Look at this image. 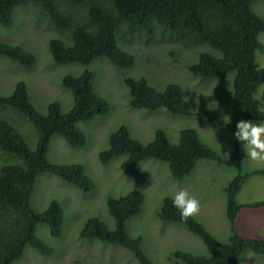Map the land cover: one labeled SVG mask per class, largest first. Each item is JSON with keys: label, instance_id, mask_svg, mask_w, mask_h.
Returning a JSON list of instances; mask_svg holds the SVG:
<instances>
[{"label": "trees", "instance_id": "trees-1", "mask_svg": "<svg viewBox=\"0 0 264 264\" xmlns=\"http://www.w3.org/2000/svg\"><path fill=\"white\" fill-rule=\"evenodd\" d=\"M255 0H0V25L14 24L16 9L32 3L47 16L60 31V37L48 41V50L56 64L79 63L89 65L97 57H105L119 67H129L136 58L133 42L143 45L153 38L166 44L176 39L185 46L196 48L207 45L218 50L198 54L197 60L188 64L189 72L200 80L217 78L234 72L229 120L225 127L235 141L229 156L217 152L203 142L194 128L179 131V140L172 143L165 130L158 127L153 138L143 143L131 136L126 125H120L109 135V146L99 151L98 159L104 165L111 158L125 154L120 163L129 177L139 176V164L152 158L166 162L171 175L181 179L192 173L199 160H209L220 166L241 168L243 156L239 139L234 135L240 120L264 121L254 93L264 82V66L255 65V52L262 47L258 34L264 33V17L251 8ZM81 22L75 21L76 14ZM154 41H151L153 43ZM173 51H170L172 54ZM0 55L30 67L37 55L20 44L0 39ZM176 58V57H174ZM176 60V59H175ZM94 71L84 68L78 74H67L61 85L70 92L72 105L63 111L58 101L48 103L45 113L39 112L29 98L26 83L19 80L9 94H0V107H12L27 118L37 133L34 148L25 143L21 132L12 122L0 117V152L14 161L0 164V264H13L21 259L30 247L42 256H52L54 248L37 234V226L45 224L53 237H59L63 228V209L58 200H51L43 210L31 203L36 177L48 172L82 190H90L95 183L79 163H59L48 159V149L53 134L63 137L71 147L86 143L85 132L79 124L92 121L105 114L110 104L93 85ZM131 108H164L174 114L194 115L205 122L218 123L203 112L192 110L185 101L183 88L175 82L162 89L150 85L144 77H126ZM264 175V167L236 175L223 188L225 218L230 234L227 241L217 240L195 216L181 219L171 197H164L157 218L164 222H178L205 242L214 244L209 255L187 250H175L174 258L185 264H242L245 251L264 255V237L240 234L236 218L241 207H263L264 200L247 204L237 201L236 195L248 177ZM143 194L132 189L118 197L106 199L108 212L114 219L109 228L100 218L85 219L79 237L96 238L132 251L139 264H156L143 250L142 238L130 235L126 221L137 213Z\"/></svg>", "mask_w": 264, "mask_h": 264}, {"label": "rangeland", "instance_id": "rangeland-1", "mask_svg": "<svg viewBox=\"0 0 264 264\" xmlns=\"http://www.w3.org/2000/svg\"><path fill=\"white\" fill-rule=\"evenodd\" d=\"M251 8L264 17V0L253 1ZM74 13L75 21L81 22L76 9ZM60 34L54 23L32 3L18 6L14 24L9 27L0 25V39L22 45L37 55V61L33 66L24 67L0 55V94H9L14 84L23 80L29 98L39 112L45 113L48 103L54 100L60 103L63 111H67L72 100L70 92L61 85L62 77L78 74L84 68L94 71L93 85L108 100L109 110L90 122L79 124L86 135L84 146L71 147L62 136L53 134L48 159L59 163L82 164L95 185L90 190H82L54 174H38L31 203L35 209L43 210L51 200H58L63 209L62 234L53 237L47 225L39 224L38 236L51 245L55 253L42 256L27 247L21 259L13 264H139L134 253L124 247L96 238L79 237L81 227L89 216H96L113 228L114 219L108 212L106 199L126 194L132 189L142 192L143 201L140 210L126 221V229L130 235L142 238L143 250L156 264H185L172 255L178 249L202 255L211 254L213 243L203 241L178 222L159 220L157 212L164 197H172L177 190L184 189L199 201V212L194 216L217 240L227 241L230 229L225 218L223 188L236 175L264 167V160H252L246 156L245 141H238L243 156L241 168L220 166L203 159L196 163L192 173L181 179L171 175L166 162L152 158L140 162L139 176L129 177L120 167L125 154L115 156L103 165L98 153L109 146L110 133L120 125H126L131 136L143 143L153 138L158 127L165 130L172 143L178 142L181 129L194 128L203 142L224 156H229L235 149V141L225 123L230 116L234 72L205 80L193 76L187 66L197 60L200 52L210 51L216 56L220 52L207 45L188 47L181 39L166 44L158 43L154 38L151 40L153 43L144 39L143 45L133 42L130 49L133 47L137 53L129 67L115 66L105 57H97L87 66L79 63L56 64L47 44L49 39L60 37ZM258 39L262 47L255 52V65L262 67L263 32L258 34ZM170 51L173 53L170 54ZM126 77H144L157 89H162L169 82L178 83L183 88L189 108L214 117L218 123L205 122L194 115L174 114L164 108H131L128 106V90L123 83ZM254 95L264 109V82ZM0 117L17 126L27 146L35 147L37 133L27 118L12 107H0ZM9 161L14 160L10 155L0 152V164ZM236 199L241 204L264 200V175L249 176ZM235 225L240 234L264 237V206L241 207ZM241 259L242 264H264V255L251 251H245Z\"/></svg>", "mask_w": 264, "mask_h": 264}, {"label": "clouds", "instance_id": "clouds-1", "mask_svg": "<svg viewBox=\"0 0 264 264\" xmlns=\"http://www.w3.org/2000/svg\"><path fill=\"white\" fill-rule=\"evenodd\" d=\"M234 135L245 141L244 151L252 160H264V123L255 124L240 120L236 124ZM173 206L179 211L182 220L199 212V201L189 193L180 189L172 195Z\"/></svg>", "mask_w": 264, "mask_h": 264}]
</instances>
